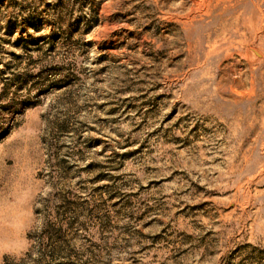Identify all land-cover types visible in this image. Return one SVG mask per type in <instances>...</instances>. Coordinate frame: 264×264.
Listing matches in <instances>:
<instances>
[{
  "label": "rangeland",
  "instance_id": "1",
  "mask_svg": "<svg viewBox=\"0 0 264 264\" xmlns=\"http://www.w3.org/2000/svg\"><path fill=\"white\" fill-rule=\"evenodd\" d=\"M0 264H264V0H0Z\"/></svg>",
  "mask_w": 264,
  "mask_h": 264
}]
</instances>
